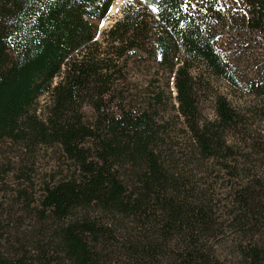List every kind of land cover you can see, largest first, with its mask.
Here are the masks:
<instances>
[{
    "label": "trees",
    "instance_id": "trees-1",
    "mask_svg": "<svg viewBox=\"0 0 264 264\" xmlns=\"http://www.w3.org/2000/svg\"><path fill=\"white\" fill-rule=\"evenodd\" d=\"M113 1L0 0V143L55 147L73 169L38 198L40 218L49 223L39 233L48 236L30 252L20 247L0 255V264H104L111 249L117 264H226L208 245L213 220L205 197L187 190L164 164L152 105L137 112L119 107L117 116H100L95 126L81 115L86 101L99 114L96 98L110 95L115 82L126 80L129 64L150 52L175 73L178 112L200 156L225 161V134L240 118L216 97L215 121L200 123L192 93L198 67L233 82L209 29L212 0L128 1L97 38ZM243 2L250 8L248 28L264 35V3ZM43 96L47 109L39 120L33 106ZM231 197L228 222L239 238L234 253L242 264H264V182L255 179ZM104 219L113 226L131 219L140 228L153 220L157 240L116 236ZM113 243H120L119 254Z\"/></svg>",
    "mask_w": 264,
    "mask_h": 264
},
{
    "label": "rangeland",
    "instance_id": "rangeland-1",
    "mask_svg": "<svg viewBox=\"0 0 264 264\" xmlns=\"http://www.w3.org/2000/svg\"><path fill=\"white\" fill-rule=\"evenodd\" d=\"M128 1L135 2L118 0L117 9L101 23L97 38L121 18V7ZM206 7L212 39L231 67L233 82L213 77L198 67L192 72V93L200 123L215 121L216 97L224 98L240 118L237 128L225 134L230 147V156L225 161L200 156L190 126L178 112L175 73L168 74L150 52L129 64L126 80L115 82L110 95L96 98L93 104L99 106V114L86 101L81 115L85 125L95 126L100 116H117L119 107L137 112L147 105L149 110L152 105L149 112L155 115L159 126L165 166L188 184L187 190L205 197L213 220L208 245L226 264H242L234 253L239 238L228 222V213L233 208V193L255 179L264 182V35L248 28L250 8L243 0H212ZM58 81L59 77L54 85ZM47 101L43 96L33 106L39 120L44 119ZM72 172L71 164L55 147L27 150L22 145L0 143V255L14 253L20 247L30 252L34 244L48 236L39 233L49 223L40 218L38 198L46 185ZM89 215L91 219L99 217L91 212ZM114 222L113 226L103 220L116 236L130 235L136 242L147 234L150 241L157 240L153 220L145 228L137 227L131 219ZM119 244L113 243L116 254L120 251ZM112 252L113 249L105 252L104 264H117L118 257Z\"/></svg>",
    "mask_w": 264,
    "mask_h": 264
},
{
    "label": "bare ground",
    "instance_id": "bare-ground-1",
    "mask_svg": "<svg viewBox=\"0 0 264 264\" xmlns=\"http://www.w3.org/2000/svg\"><path fill=\"white\" fill-rule=\"evenodd\" d=\"M117 5H118V0L115 1L113 7L110 8V12L108 14H110L111 12H114L117 9Z\"/></svg>",
    "mask_w": 264,
    "mask_h": 264
},
{
    "label": "snow or ice",
    "instance_id": "snow-or-ice-1",
    "mask_svg": "<svg viewBox=\"0 0 264 264\" xmlns=\"http://www.w3.org/2000/svg\"><path fill=\"white\" fill-rule=\"evenodd\" d=\"M153 11L155 12V11H157V9L156 8H153Z\"/></svg>",
    "mask_w": 264,
    "mask_h": 264
}]
</instances>
